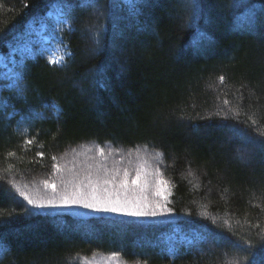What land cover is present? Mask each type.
<instances>
[{
    "label": "trees",
    "instance_id": "obj_1",
    "mask_svg": "<svg viewBox=\"0 0 264 264\" xmlns=\"http://www.w3.org/2000/svg\"><path fill=\"white\" fill-rule=\"evenodd\" d=\"M0 60V264H264V0H0ZM88 145L159 152L173 213L19 196Z\"/></svg>",
    "mask_w": 264,
    "mask_h": 264
},
{
    "label": "snow or ice",
    "instance_id": "obj_2",
    "mask_svg": "<svg viewBox=\"0 0 264 264\" xmlns=\"http://www.w3.org/2000/svg\"><path fill=\"white\" fill-rule=\"evenodd\" d=\"M92 3L93 0H81L82 6ZM64 8L71 12L68 5ZM64 8L57 9L59 15L65 14ZM247 19L249 24L254 23L252 10L248 11ZM94 35L99 42V32ZM18 82L19 77L7 87L14 88ZM4 87L0 83V91ZM51 107L55 108L56 105ZM33 115L40 117L42 114ZM27 143L31 145L33 141L29 139ZM117 152L118 149L110 147L106 150L97 146V156L89 157V162L80 167L53 163L51 177L40 180L36 190H29L28 185L18 188L19 196L34 209L82 207L94 212L135 218L167 217L173 213L169 202L174 186L152 162L160 153L149 157L142 150L136 149L135 153L129 151L127 158L121 155L118 160L112 159ZM37 155L43 157L44 152H38ZM51 159L55 162L57 157L53 155ZM2 247L0 245V250ZM110 255L118 257L120 253L112 252Z\"/></svg>",
    "mask_w": 264,
    "mask_h": 264
},
{
    "label": "rangeland",
    "instance_id": "obj_3",
    "mask_svg": "<svg viewBox=\"0 0 264 264\" xmlns=\"http://www.w3.org/2000/svg\"><path fill=\"white\" fill-rule=\"evenodd\" d=\"M48 14L52 15V16H56L58 13L56 11H54V9H53V10L49 11ZM38 32H40V30ZM36 35L37 34L34 33V31L29 28L26 32V35L24 36V40H26L27 42H31L34 40ZM45 39H47V38L45 37ZM24 47H25V44L21 45L20 49H23ZM52 57L55 58L56 56L53 54ZM0 65H4L2 60H0ZM103 147L106 150L108 148H110V146H107V145H105ZM87 149H91V151H86ZM136 149L142 150V152L149 157H152L154 154V152L148 151V150L143 149V148H136ZM136 149H133V150L118 149V152L112 157V159L118 160L121 155H123L125 158H127L128 152L131 151V152L135 153ZM94 156H97V146H94V145L81 146V147H77L75 149H72V150H69L68 152H66L56 163H60L61 165H65L67 167H72L73 165H75L76 167H80L82 164H86L87 162H89V160H88L89 157H94ZM152 162L157 167L159 166L160 163H162L160 157L155 158V160H153ZM28 188H29V190H36L38 187H35V188L28 187ZM39 210L70 211L72 213H75L76 215H81V216H86V215L96 214V213H103V212H94L92 210L85 209L82 207L47 208V209H39ZM106 214L116 215V214H112V213H106Z\"/></svg>",
    "mask_w": 264,
    "mask_h": 264
}]
</instances>
